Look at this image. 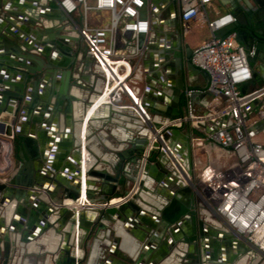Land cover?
I'll return each instance as SVG.
<instances>
[{"label": "water", "instance_id": "water-1", "mask_svg": "<svg viewBox=\"0 0 264 264\" xmlns=\"http://www.w3.org/2000/svg\"><path fill=\"white\" fill-rule=\"evenodd\" d=\"M47 1L48 3L43 5L39 3V0H35L36 6L39 5L42 8V11L38 14L33 12L35 6L28 5L24 6L26 11L19 10V12L13 13L18 16L19 24L23 21L24 16H28V18L30 17L37 22H39V19L41 18L45 19L50 26L46 27L43 31L44 34L49 33V35H47V40L41 44L36 41L34 42L33 39L30 41H24L20 46L16 44L15 55L19 59H4V62H9V66L3 68L6 72L5 77H0V85L3 86V89L0 90V95L2 97V100L0 101V132L7 136H11V131L9 126L6 127L7 125L5 124H7L8 120L10 124H12L14 117L9 114L7 115V113L6 115L8 117H2L6 110V103L10 102V99L21 102L24 96V86H27L29 83V88H31L29 95L33 101L35 99L39 100V93L37 89L38 87H41V103L43 105H40L41 108L39 112L45 114L51 112L54 114H62L64 121L72 119L74 115L73 102H77L78 99L75 98V95H72V92L69 93V89L72 86L71 80H76V78L74 75L72 76V71L69 68L70 64L67 65L61 62L54 63L48 59L46 56V52H48L46 45L49 43L48 40L54 37L52 35L54 27L58 31L62 30L61 26L57 27V23L63 24L67 22L74 31H76V28L52 0ZM145 1L148 2V0ZM169 1L172 3L173 15L162 22H155L152 24V31L156 28L159 29L162 41H160L153 50H151V44L149 43L143 57L145 59L150 58L155 61V65L153 66V69L148 72L150 74H147V77L151 84H154L155 82L161 84L162 93L160 95V99L165 105L160 107V110H158L156 109L155 103H150L146 98L142 99L141 106L148 110V122L145 125L136 123L139 127L137 128L138 133L135 139L130 141V149L122 151L121 153H116V156L121 163L130 159L132 164H134V171L136 175L130 177V179L132 183L136 184V186L131 188V184H128L127 182L120 184L119 179L121 168L116 165H114V169L116 171L115 177L109 176L104 171H94L90 169L91 167H85V194H81L82 163L79 159H77L76 169L73 173H71V178L67 180V182H65L62 178L55 180L56 183H54V185L56 187L61 185V189L64 191L62 199L54 200L52 199V196L50 197L47 194H33L35 196H39L41 200H53L51 201L52 209L46 210L48 217L46 216L45 218L47 220L49 216L52 217V227H56V225L59 224L60 228L63 230L64 240L67 244V250H65V264H81V251L77 250L76 252V247L80 250L84 241L89 240L94 236L90 232V223L87 220V215L90 214L86 209L87 205L92 208L93 214H98L97 225L100 230H104L107 224L114 226V230H116L117 225L122 223L124 230L135 236V234L131 231L133 226L138 227L139 225L140 227L143 222L148 227H151L149 230L152 231V236L146 243L143 251L148 249L152 251L154 247H158L159 243H161V239L169 232L171 234V243L166 247L167 251L163 253L160 248L161 254L159 257L156 260L151 261L149 264H167L169 252L174 248H177L173 251L174 253H178L179 255L185 254V248L182 249V247H177V242L187 246L193 244V246L196 247L195 259L200 261L202 264H238L239 260L246 259L247 256L252 258L257 257L253 250L238 241L233 236L226 233H217L219 235L215 237L213 236L215 235V233H213L214 230L210 228L211 237H209L208 232H205L204 228H200L198 230L196 226V209L199 211V216H201L200 210L202 207L196 202V196L190 178L193 176L195 163L193 158V145L195 143L199 144L195 138L200 136V133L198 131L191 130L188 124H184L181 128L167 127L165 124L181 119L186 115V103L182 105V99L185 98L186 91L197 90L190 89L194 88L196 77L203 76L209 80V76L206 72L192 65V49H190V47L185 45L179 39V44L175 49H173L171 43L168 42L169 36L168 33H164V27L173 29L176 33H180V12L176 6L177 0ZM216 1L220 5L230 2L231 7L228 14L235 18V22L224 29L217 31L215 36L222 38L227 34L234 32L236 41L240 46H242L247 52L254 51L252 56H248V61L252 69V80L259 83L258 89L264 87V82L260 81L259 70L261 68L257 67L259 63L264 62V59L262 58L264 57V35H256L255 33H257V30L249 26L246 22V15L243 13L244 8L243 5H241V2L243 1V3L248 4V1ZM250 1L259 9L264 7L263 0ZM149 2L152 5V13L156 16L162 11L165 0H149ZM255 10L256 9L245 12L248 13L247 15H253V11ZM146 15L147 6L141 10L140 18L145 19ZM18 31L19 30L17 29L15 35L16 37L18 35ZM62 38H67L75 42L78 41L77 39L68 36H62ZM129 40L130 39L123 37L124 42ZM143 42L144 36L141 35L140 44ZM130 52L133 54L134 50L132 49ZM40 56L48 59L47 63H45ZM70 58L74 59L75 56H71ZM170 62L173 63V67L168 66ZM44 67L48 71L47 75L43 77L40 72ZM58 69H61L60 73L57 72ZM57 73L58 76L56 75ZM138 75L140 76V73H138ZM58 84H60L59 88L56 89ZM74 85L79 86L76 82ZM245 85L246 84L242 87V93H246L244 90ZM13 87L16 88L15 92H12ZM91 90L93 89H90V91ZM97 95L98 93L91 97L90 102L87 103L85 110L80 116L78 125L79 134L86 117V109L91 107ZM208 95L210 96L207 91L194 92L188 98V102L191 106H194L197 99ZM250 106H253L252 111L255 113V120L252 125H250L251 127L249 129V134L253 136L255 131L263 130L264 128V96L261 99H257L252 102L248 107ZM102 107L109 106L103 105ZM248 107L245 108V110L248 109ZM245 120L247 123H250L246 114ZM205 132L206 134L213 133L212 130L207 128H205ZM57 137L58 138L53 141L54 145H58L57 139H63L64 136L57 135ZM78 139V154H81L82 146L80 135L78 136ZM84 150L85 154L87 153V155H89L90 152L88 153L87 148ZM169 150L175 155L183 169H179L178 165L171 161ZM42 158L47 161L50 160L46 157L45 153L42 154ZM50 166L55 168L54 165ZM177 170L181 171V175ZM21 173L22 171H20L18 176H15L14 179L9 181V183H0V192L6 191L7 189L10 190L8 185L16 184L18 186H24L25 188L31 187V183H21L19 181ZM90 177H98L102 180L110 182L111 184V188L108 191H102L96 201L91 199L90 185H92V182L90 181ZM153 182L158 184L156 190L148 188ZM166 183L174 185L172 192H165ZM36 185L40 188L41 183H36ZM117 186L123 188L122 193L116 190ZM135 187V193L131 194ZM16 193L18 198L27 194L25 190H18ZM142 193H148V195H152L153 197H156V194L158 195L161 207L157 213L145 210L146 207L144 204H147V202L143 199ZM115 200H117V203H112ZM157 203L159 205V202ZM56 204L59 205L57 206ZM60 204H63L66 207H60ZM2 205L4 206L3 203ZM67 206H71V208H67ZM55 214L57 218H53ZM186 217H189L192 222V232L190 233L191 237L189 238L183 236L178 229V224ZM4 222V220L0 221L1 228H3ZM55 222L56 225L54 224ZM203 222L206 224L205 221ZM9 223L10 225H7L10 226L8 232L16 234V231L13 229L15 221L10 220ZM149 230H147L148 233ZM198 233L200 237L199 240ZM96 234L95 238L98 237L99 231ZM137 237L138 235L136 234L135 238ZM207 239L211 243H206ZM3 240L5 243L4 249L6 252V260L4 259L2 264H5L11 258H9V236L5 234ZM21 240V238L18 239L19 242H21ZM119 242L120 239L117 238L114 244L117 245ZM68 248L72 249L68 250ZM213 251L215 252L216 257L212 258L211 254ZM207 255L211 257L208 260ZM140 264L144 263L141 261Z\"/></svg>", "mask_w": 264, "mask_h": 264}, {"label": "crops", "instance_id": "crops-1", "mask_svg": "<svg viewBox=\"0 0 264 264\" xmlns=\"http://www.w3.org/2000/svg\"><path fill=\"white\" fill-rule=\"evenodd\" d=\"M20 2L28 6H35L33 12L36 14L42 11L41 6H36L35 0H0L1 78L6 75L3 68L9 66V62H4V59H19L15 55V35L19 20L17 19L18 16L13 13L24 10L19 7ZM39 3L45 4L42 0H39ZM217 4L218 6L215 7L212 3L207 9L208 16L211 19L229 13L228 3L220 5L217 2ZM179 24L184 36L183 42L192 50L211 37L207 25L202 24L200 21L183 23L180 20ZM23 37L26 38V36ZM140 64L141 67L136 69L132 76L130 86L140 100L146 98L150 103H155L156 109L160 110V107L165 105L160 99L162 86L158 82L154 84L149 82L147 74H150L148 72L151 71L152 67L147 62V59L143 58ZM257 67L261 68H259L260 81L264 82V66L258 64ZM60 71L61 69L57 70L58 73ZM58 73L56 74L57 76ZM138 73H140V76ZM74 77L76 80H71L72 86L69 89V93L72 92V95H75L79 102H73L74 115L72 119L67 121H64L63 115L59 113L54 114L51 112L45 114L39 112L42 104L41 87L37 89L39 100L35 99L33 101L29 95L31 91V88H29L30 83L24 86V96L21 102L10 99V102L6 103V110L4 114L2 113V117H6L9 114L14 117V121L10 124L8 120L7 124H5L7 125L6 127L9 126L11 136L0 132V183H9L22 171L19 181L21 183H31L32 185L29 188H25L16 184H7L10 190L7 189L0 192V221H5L3 228L0 227V262H3L6 257L3 238L7 234L10 239L8 242V245H10L9 258L11 257L9 263L7 262L8 264H65L67 244L64 240L63 230L59 224L56 225V222L54 223L56 227H52V217L49 216L47 220L45 218L46 216L48 217L46 210L52 209L51 201L53 200H41L39 196L33 194H47L50 197L52 196L54 200L62 199L64 191L63 189H57L54 183L58 178H62L67 182L71 178V173L76 169L77 159L82 160V151L81 154H78L79 135L81 146L84 143L85 149L87 148L88 153L90 152L89 155L86 153L85 167H91L90 169L94 171L101 170L109 176L115 177L114 165H116L121 168L120 184L124 182L132 184L130 177L136 175L134 164H132L130 159L121 163L116 153L130 149V141H133L138 133L137 117L129 110H118L110 106H100L95 111V108L99 106L96 105L94 109H86V117L79 134L80 116L85 110L87 103L90 102L91 97L98 93L99 86L95 84L93 73L87 68L80 69V72L78 74L75 73ZM75 82L79 86H75ZM208 83L209 80L207 78L198 76L196 77L194 88L190 89L206 91ZM59 85L56 89L59 88ZM258 86L259 83L251 80L245 85L244 90L246 93L252 92L258 89ZM1 89H3L2 85H0ZM90 89L93 90L90 91ZM15 90L16 88L13 87L12 92H15ZM209 98V95L203 96L195 101L193 107L197 114H203L206 111ZM114 99L117 100L116 98ZM1 100L2 97L0 95ZM105 100L111 102L112 97L107 96V93L103 96L97 95L94 102L100 101L99 104H101L105 103ZM142 108L148 114V110L144 107ZM252 110L253 106L245 110V114L250 120V123H247L248 132L250 125L255 120V113ZM254 133V140L264 144V128ZM57 135L64 137L63 139H57L58 145H54L53 141L58 138ZM83 137H85L84 141ZM19 143L20 146L18 145ZM201 147L202 145L196 144L198 150ZM36 152L37 154L33 156ZM43 153L50 159L49 161L42 158ZM195 156L193 149L194 161H196ZM50 165H54L55 168ZM90 179L92 182L90 195L93 201L99 198L102 191H108L111 188V184L108 181L98 177H90ZM36 182L41 183V189L36 185ZM157 185V183L153 182L148 188L156 190ZM165 186L166 193L172 192L174 189V185L171 183H166ZM18 190H25L27 194L18 198L16 193ZM116 190L122 193L123 188L117 186ZM135 190L136 187L131 194H134ZM144 199L147 201L145 206L150 209L146 208L145 210L157 213L161 207L158 195L156 194V197L152 195L150 197L146 196ZM157 202H159L160 206ZM112 203L116 202L113 201ZM56 205L58 206L59 204ZM88 206H86V209L90 214L87 215V220L90 223V232L94 236L84 241L80 250L76 247V252L77 250L81 251V264H140L141 261L144 264H149L159 257L161 254L160 248L163 253L167 251L166 247L171 243V234L169 232L161 239L159 248L154 247L152 251L149 249L143 251L152 236V231L149 230L151 227H148L143 222L140 227L139 225L138 227L133 226L131 231L135 236L136 234L138 235V239L133 234L126 232L122 223L117 225L116 230H114V226L109 224L106 225L104 230H100L97 225L98 214H93L92 208ZM60 207L66 206L60 204ZM67 208H71V206H67ZM53 218H57L56 214ZM10 220L15 221L13 229L16 234L8 232L10 226L7 225H10ZM147 230H149V233ZM98 231V237L95 238ZM20 238L22 239L21 242L18 241ZM117 238L120 239V242L115 245L114 242ZM71 249L68 248V250ZM260 258L258 255L255 258L247 256L244 264H264V259Z\"/></svg>", "mask_w": 264, "mask_h": 264}, {"label": "built area", "instance_id": "built-area-1", "mask_svg": "<svg viewBox=\"0 0 264 264\" xmlns=\"http://www.w3.org/2000/svg\"><path fill=\"white\" fill-rule=\"evenodd\" d=\"M52 1L74 24L78 36L89 47L95 64L94 74L100 79L99 83L95 79L98 95L107 93L112 97L111 102H105L101 107L108 105L129 110L137 117V123L145 125L149 115L143 110L130 81L145 55L155 23L149 0ZM178 1L183 23L200 21L211 33L210 39L195 47L191 55L192 65L209 76L206 91L210 98L206 111L197 114L188 98L192 93L202 91L187 90L186 115L165 125L181 128L188 124L191 130L200 133L195 140L205 148L206 159L205 162L195 161L194 167L200 166L199 173L190 181L196 202L202 207V220L214 231L233 236L264 259V144L249 134L245 120V108L264 96V87L247 93H242L241 89L252 80L248 56L253 52H247L238 44L234 32L222 38L215 36L217 31L235 22L230 14L209 18L207 9L216 0ZM145 6L147 15L141 19V10ZM75 14L79 15V23L73 20ZM105 15L110 19L104 25ZM127 34L131 38L124 42L123 37L127 38ZM141 35L144 36L142 44ZM94 107L95 102L90 110ZM205 128L213 133L206 134ZM81 149V194H85L87 155L84 144ZM169 154L171 161L182 168L170 150ZM178 173L181 175V171Z\"/></svg>", "mask_w": 264, "mask_h": 264}, {"label": "flooded vegetation", "instance_id": "flooded-vegetation-1", "mask_svg": "<svg viewBox=\"0 0 264 264\" xmlns=\"http://www.w3.org/2000/svg\"><path fill=\"white\" fill-rule=\"evenodd\" d=\"M248 4L243 3V1L241 2L244 8V12L246 15V22L249 26L255 28L257 30V33H255L256 35H264V7L262 9L257 8V6L255 4H253L250 0H247ZM43 3L47 4L48 1L47 0H43ZM263 4H264V0H263ZM229 5V9L231 7L230 2L228 3ZM25 4L20 3V8H23L24 11H26L25 9ZM177 9L180 12V4L179 1L177 0ZM256 9L255 11H253V15H247L248 13H246L245 11H252ZM263 12H262V11ZM261 11V12H260ZM252 13V12H251ZM173 15V7H172V3L169 0H165L164 2V7H162V11L155 16L154 21L155 22H162L165 19L170 18ZM27 17V18H26ZM19 20V18H18ZM50 24L45 20V19H39V22L31 19L30 17L28 18V16H24L23 21L19 24L18 26V35L15 38L16 39V44L18 46H20L24 41H30L31 39L34 40V42H38V43H42L45 40L48 39L49 33L44 34L43 31L45 30L46 27H49ZM61 26L62 30L58 31L55 29V27L53 28V32L52 35L54 36L52 39H49V43L46 45V47L48 48V52H46V56L48 57V59L54 63L57 62H61L64 64L69 65L70 64V70L72 71V76L76 73L78 74L80 72V69L83 68H87L89 71H91L93 73V76H95L94 80L96 79V82L98 81L99 83V75L95 74L94 75V61L91 55V52L89 51V47L87 46V44L85 43V41L78 36L77 31H74L70 25L66 22L63 24H58L57 23V27ZM52 28V27H51ZM164 29V33H168L169 36V40L168 42L171 43L173 49L176 48V46L179 44V39L183 42L184 40V36H183V32L182 29H180V33H176L173 31V29L170 28H163ZM249 30V29H248ZM254 33V32H253ZM252 33V34H253ZM254 35V34H253ZM23 36H26V38H24ZM62 36L64 37H71V38H75L78 41L75 42L73 40H69L67 38H62ZM28 39V40H27ZM32 40V41H33ZM162 41V37H161V33L159 32V29H154L151 33V40H150V44H151V50H153L156 45ZM184 43V42H183ZM43 47V46H42ZM254 54V51H251ZM71 56H75L74 59H71ZM45 63H47L48 59H45L44 57L40 56ZM264 59V57H262ZM147 62L151 65L152 69L153 66L155 65V61L153 59L150 58H146ZM171 59V58H170ZM260 65L262 64V66H264V62L263 63H259ZM169 67H173V63L170 62L168 64ZM47 69L44 67L42 68L40 74L43 75V77L45 75H47ZM17 142V141H16ZM20 146V143L18 144ZM36 153H34L33 156H35ZM56 183V182H55ZM58 183V182H57ZM59 184V183H58ZM61 185H59L57 187V189H61ZM196 226L198 228V230L200 228H204L205 232H208V236L211 237V232H210V227L207 224H204L203 220L201 219V216H199V211L196 209ZM178 229L181 232V234L183 236L186 237H191V232H192V222L190 220L189 217L183 218L182 221L178 224ZM213 233H215V235L213 236H217L219 234H217V231H213ZM97 235V234H96ZM171 238V236H170ZM199 233H198V240H199ZM208 242L211 243L208 239L206 241V243ZM177 247H182V249L185 248V254H178V253H174L173 251L177 248L172 249L169 252V256L167 257V264H202L200 261L195 259V249L196 247L193 246V244L191 245H183L180 242L176 243ZM200 246V244H199ZM209 246V245H208ZM187 248V250H186ZM207 260L211 257H209V255H207ZM212 258L216 257L215 252L213 251L211 254ZM6 260V259H5ZM10 261V260H9ZM9 261H7L9 263ZM4 262V259H3ZM2 261L0 262V264L3 263ZM5 263V264H8Z\"/></svg>", "mask_w": 264, "mask_h": 264}, {"label": "rangeland", "instance_id": "rangeland-1", "mask_svg": "<svg viewBox=\"0 0 264 264\" xmlns=\"http://www.w3.org/2000/svg\"><path fill=\"white\" fill-rule=\"evenodd\" d=\"M213 4H214V6L215 7H217L218 6V4H217V2L215 1V2H213ZM103 23H104V25L105 24H107L108 22H109V16L108 15H105V17H103ZM73 20L76 22V23H79L80 22V18H79V15H77V14H75L74 16H73ZM205 27V26H204ZM130 34H127V38H130ZM141 62V61H140ZM141 65V64H140ZM139 65V67H141ZM139 67L137 68V69H139ZM193 149H194V154L196 155L195 157H196V160H200L201 162H205V159H206V154L204 153V151H205V148H203V147H201L199 150L196 148V143L193 145ZM201 152V153H200ZM200 153V154H199ZM199 165H197L196 167H194V171H193V176H192V178H193V180H195L196 178H197V175H198V173H199ZM131 187H134V186H136V184L135 183H132L131 185H130ZM131 189V188H130Z\"/></svg>", "mask_w": 264, "mask_h": 264}, {"label": "bare ground", "instance_id": "bare-ground-1", "mask_svg": "<svg viewBox=\"0 0 264 264\" xmlns=\"http://www.w3.org/2000/svg\"><path fill=\"white\" fill-rule=\"evenodd\" d=\"M102 100H103V99H102ZM100 101H101V100H100ZM100 101H99V102H100ZM99 102H96L95 105H99V106H101V105L103 104V103L99 104ZM104 102H107V101L105 100ZM108 102H110V101H108ZM200 153H201V152H200ZM200 153H199V154H200ZM84 181H85V178H84ZM36 183H37V182H36ZM84 183H85V182H84ZM39 184H40V183H39ZM84 187H85V185H84ZM146 196H147V197H150V195H148V193H145V194L142 193V197H143V199H144V197H146ZM144 200H145V199H144ZM118 201H119V200H118ZM115 202L117 203V200H115ZM146 202H147V201H146ZM144 205H145V204H144ZM145 207L147 208V206H145ZM147 209H148V208H147ZM148 210H150V209H148ZM244 263H245V259H241V260L238 261V264H244Z\"/></svg>", "mask_w": 264, "mask_h": 264}, {"label": "trees", "instance_id": "trees-1", "mask_svg": "<svg viewBox=\"0 0 264 264\" xmlns=\"http://www.w3.org/2000/svg\"><path fill=\"white\" fill-rule=\"evenodd\" d=\"M186 101H185V98L182 99V105L185 104Z\"/></svg>", "mask_w": 264, "mask_h": 264}]
</instances>
